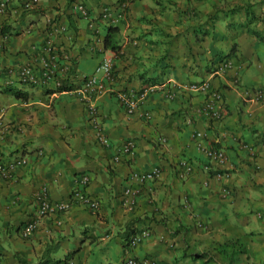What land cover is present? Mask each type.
Wrapping results in <instances>:
<instances>
[{"label": "crops", "instance_id": "obj_1", "mask_svg": "<svg viewBox=\"0 0 264 264\" xmlns=\"http://www.w3.org/2000/svg\"><path fill=\"white\" fill-rule=\"evenodd\" d=\"M24 1L10 0L0 13V159H27L0 179L2 264H125L128 256L156 264H264V101L242 93L264 85V0H131L124 6L123 0H38L30 8ZM75 2L85 5L86 16ZM104 6L122 8L120 20L104 18ZM52 22L64 29L54 31ZM109 27L116 29L110 37L117 50L103 45ZM48 44V55L69 67L61 87L20 82L17 68L48 56ZM106 54L113 55L112 76L97 73L105 90L94 104L108 146L96 139L79 93L82 77ZM223 57L235 70H215ZM202 80L222 92L226 113L219 121L193 113L202 93L167 99L154 91L131 114L116 98L121 89ZM197 131L204 145L229 155L227 177L203 169L212 161L196 145ZM128 140L132 153L114 161ZM242 141L255 146L258 167L240 150ZM181 158L194 166L182 178L175 172ZM153 166L161 174L151 192L123 203L128 173ZM82 174L89 175L84 191L99 199V209L73 202L64 213L39 218L33 234L22 238L19 230L37 210L34 191L46 184L51 199H70L74 178ZM223 187L230 196H222ZM127 223L134 232L147 228L150 236L130 247L132 230L123 240ZM224 239H238L245 248L232 262L215 250ZM48 246L53 252L45 263Z\"/></svg>", "mask_w": 264, "mask_h": 264}, {"label": "built area", "instance_id": "obj_2", "mask_svg": "<svg viewBox=\"0 0 264 264\" xmlns=\"http://www.w3.org/2000/svg\"><path fill=\"white\" fill-rule=\"evenodd\" d=\"M10 0H0V13L3 12ZM38 0H25L23 3L24 8H30L36 4ZM131 0H123L124 6ZM74 9L82 16H86L87 9L82 2L73 3ZM122 10V8H120ZM113 11L108 7L102 8V16L109 19L111 22L115 23L122 17L121 11ZM51 27L54 31L58 29H64L57 23L52 22ZM50 44H48L44 51L46 54L50 52ZM112 63L113 55L106 54L102 57L100 63L95 68L94 72L84 75L82 77V82L79 87V93L81 98L86 104V109L89 117V122L93 128L96 139L102 145L108 146L109 139L106 136L102 124L99 119L98 110L94 104V98L100 95L105 90V85L103 80L97 76L100 72L105 78H111L112 76ZM68 65H63L58 63V60L53 55H48L46 57H39V59L30 60L17 68L16 77L20 82L29 83L32 85L49 86L52 85L55 88L61 87L62 81L68 73ZM8 73L13 75V67H9ZM215 70L218 72H224L228 70H235L233 61L231 58L223 57L217 62ZM234 83H238V78L236 73L234 74ZM161 90L167 99H174L180 93L184 92H194L204 94L203 101L196 105L193 109V113L200 114L205 118L219 121L221 120L225 113V107L223 102V95L221 90L214 88L210 85L209 81L202 80L192 83H172L171 85H155L146 84L138 89H121L116 93V98L118 99L120 105L124 108L127 114L134 113L137 111L140 104L146 99V97L154 92ZM242 93L246 99L253 101H264V85H259L255 87H244ZM144 116L149 117V112L145 111ZM196 136L198 141L196 145L203 150L206 157L209 159V163H205L202 167L207 172H212L217 178L227 177L229 175L228 170H224L223 166L229 162V155L220 146L204 145L203 142V132L197 131ZM161 143L166 142L164 136L159 137ZM239 148L244 152L246 158L250 162L258 167L257 163V152L255 146L249 142H240ZM134 149V143L128 140L122 143L117 148V153L113 156L114 161L120 160V153L129 154L132 153ZM27 159L25 157L16 158L9 162L1 161L0 159V179L9 178L11 171L17 165L26 164ZM215 165L217 168H211V165ZM175 172L178 177H185L194 170L193 164L185 158H181L175 164ZM161 174V169L158 166H153L147 170H131L128 173V183L123 189L121 198L123 203L132 204L135 201V197L142 191L148 193L152 190V181L156 180ZM89 181V175L82 174L74 178V187L71 191L70 199L66 200H56L51 199L48 196V187L46 184H41L33 193V197L37 204L36 213L29 218L19 230V235L22 238H27L33 234L35 231L39 218L46 215H57L66 212L72 205L73 202H79L87 206L91 211H96L100 207V201L98 198L91 196L86 191L84 187ZM208 181H204L207 184ZM231 195L230 188H222V196L228 197ZM56 224H60L61 220L56 219ZM197 225L202 228H206L207 225L200 220H197ZM150 236V231L147 228H141L135 231L130 237L127 244L130 247H134L146 238ZM125 264H156L154 259L149 257L136 258L134 256H128L124 259ZM0 264H2V258L0 257ZM61 264H71L70 260H65Z\"/></svg>", "mask_w": 264, "mask_h": 264}, {"label": "trees", "instance_id": "obj_3", "mask_svg": "<svg viewBox=\"0 0 264 264\" xmlns=\"http://www.w3.org/2000/svg\"><path fill=\"white\" fill-rule=\"evenodd\" d=\"M112 30L116 31L114 27H109L106 35L104 36L103 45L113 50H117L119 45L117 44L116 40L114 41L110 37V31ZM131 230L134 233V229H130V224L127 223L123 231V233L125 234L123 240H126V237ZM215 250L221 255L222 258L224 257L225 259H227V261L232 262L235 256L244 252L245 248L238 239H224L222 242L216 243ZM51 252H53V250L50 246L44 249L42 258L45 260V263L49 260L48 257H50ZM65 258L66 257H64V259ZM59 260L60 259L52 260L48 264H56V262H58Z\"/></svg>", "mask_w": 264, "mask_h": 264}, {"label": "rangeland", "instance_id": "obj_4", "mask_svg": "<svg viewBox=\"0 0 264 264\" xmlns=\"http://www.w3.org/2000/svg\"><path fill=\"white\" fill-rule=\"evenodd\" d=\"M238 264V263H237Z\"/></svg>", "mask_w": 264, "mask_h": 264}]
</instances>
